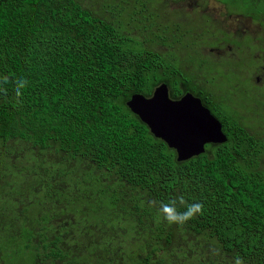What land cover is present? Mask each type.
I'll list each match as a JSON object with an SVG mask.
<instances>
[{"label":"trees","instance_id":"obj_1","mask_svg":"<svg viewBox=\"0 0 264 264\" xmlns=\"http://www.w3.org/2000/svg\"><path fill=\"white\" fill-rule=\"evenodd\" d=\"M128 19L78 0H0V167L40 159L51 176L26 209L41 185L4 174L20 202L0 242L24 264H264L257 171L224 143L178 161L127 107L177 73ZM194 204L183 223L165 219Z\"/></svg>","mask_w":264,"mask_h":264},{"label":"flooded vegetation","instance_id":"obj_2","mask_svg":"<svg viewBox=\"0 0 264 264\" xmlns=\"http://www.w3.org/2000/svg\"><path fill=\"white\" fill-rule=\"evenodd\" d=\"M78 1L104 7L110 0ZM131 2L130 23L139 25L136 31L146 46L177 71L163 70L169 97L191 94L220 122L225 141L204 148L224 143L236 165L256 170L264 184V0ZM188 24L198 30L188 33L182 27ZM153 26L159 37L147 32ZM178 31L184 39L167 37ZM194 33L195 40L188 41Z\"/></svg>","mask_w":264,"mask_h":264},{"label":"water","instance_id":"obj_3","mask_svg":"<svg viewBox=\"0 0 264 264\" xmlns=\"http://www.w3.org/2000/svg\"><path fill=\"white\" fill-rule=\"evenodd\" d=\"M126 105L155 137L175 149L178 161L204 152L206 143L226 139L220 122L199 99L186 94L180 100H172L165 83L156 86L148 97L132 94Z\"/></svg>","mask_w":264,"mask_h":264},{"label":"rangeland","instance_id":"obj_4","mask_svg":"<svg viewBox=\"0 0 264 264\" xmlns=\"http://www.w3.org/2000/svg\"><path fill=\"white\" fill-rule=\"evenodd\" d=\"M130 5L133 6V3L132 2L130 3V0H110L108 2V5H106L104 7L102 6V8L111 15L119 14L122 12V10H125L126 12H128V14H129L128 21H129V28H130ZM131 8H133V7H131ZM137 10L139 13L140 12V6H137ZM182 27L184 29H186V31L188 33H189L188 29L195 31V32H196V30H198V28L194 24L182 25ZM156 29H158V27L153 26L150 29H148L147 32H149V34L151 33L153 37H159V35H157L159 33V31H156ZM152 31H153V33H152ZM161 33H162V31H161ZM162 35H163V33H162ZM137 36L140 37V34ZM167 37L184 39V36L183 37L181 36L180 31H178L177 34L176 33L174 34L172 32H167ZM145 38H149L148 35H146ZM160 38H161V36H160ZM186 39L190 42L194 41L195 40V33L192 37H190V34H189L188 37H186ZM46 167H48V166L44 165L40 159H36L34 162H32L31 165H25L24 163L19 161L17 164H15L14 167H10L7 165V163H3L0 167V180L4 181V179H2V178H5L4 174H7V177L5 179L10 181L11 185H18V183L24 178V176L25 177L27 176L28 178L31 179V181L36 182L37 184L41 185V189L39 192L36 193V198L33 201V204L25 206V208L27 209L28 206L33 207L38 201H40L39 198H41V191H43L42 186L46 185L47 182L49 181L50 177H51L50 174H45V173L40 172L41 168H46ZM51 167H53V166H51ZM56 181H57V183H60L62 186L66 185V188L68 191L76 192V195H78V196L81 192H83L82 190H79V189L76 191L75 187L70 182V178L67 177L66 175H65V177L58 178ZM14 187H16V186H14ZM18 197L19 196L16 194L9 195L7 188H5V187L1 188L0 187V224L1 223L3 224L2 225L3 230H6L7 229L6 226H8L5 223L13 222V219L11 216H15V215H13L11 213V208H12V206H15L18 202H20L19 200H16ZM81 198L84 199L83 196H81ZM24 201L25 202L30 201V199L28 197H26V200H24ZM4 210H6V212H4ZM61 212L62 213L67 212L68 213L69 208L66 209L65 211L63 209H61ZM16 225L19 228L21 227V223L19 221H16ZM3 237H2V240H5ZM19 244H20V242L17 245H19ZM2 245H5L4 249L8 246L6 242L5 243L0 242V246H2ZM13 248H16V246L13 245ZM8 255H9L8 248L6 251L1 249V251H0V264H24L23 262H18L17 258H11ZM28 261L29 260H27V262Z\"/></svg>","mask_w":264,"mask_h":264},{"label":"clouds","instance_id":"obj_5","mask_svg":"<svg viewBox=\"0 0 264 264\" xmlns=\"http://www.w3.org/2000/svg\"><path fill=\"white\" fill-rule=\"evenodd\" d=\"M202 206L199 204H194L189 206V210L184 214H179L173 209L172 211H167L165 209V219L168 223H183L185 220L191 217L194 212H198ZM236 264H241L240 260H237Z\"/></svg>","mask_w":264,"mask_h":264}]
</instances>
